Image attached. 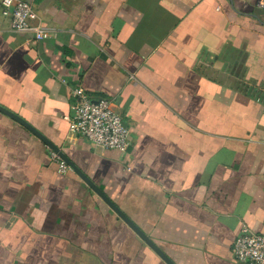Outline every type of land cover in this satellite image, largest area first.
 Here are the masks:
<instances>
[{"label": "crops", "instance_id": "1", "mask_svg": "<svg viewBox=\"0 0 264 264\" xmlns=\"http://www.w3.org/2000/svg\"><path fill=\"white\" fill-rule=\"evenodd\" d=\"M0 14V104L56 144L176 264H239L264 232V0H30ZM108 98L126 152L70 130ZM0 264H167L49 146L0 111Z\"/></svg>", "mask_w": 264, "mask_h": 264}, {"label": "built area", "instance_id": "2", "mask_svg": "<svg viewBox=\"0 0 264 264\" xmlns=\"http://www.w3.org/2000/svg\"><path fill=\"white\" fill-rule=\"evenodd\" d=\"M0 14L10 18L14 30L31 32L37 41L51 36L45 26L36 22L37 14L30 0H0ZM73 96L70 130L86 138L97 149L126 152L129 130L115 111L112 100L99 98L95 101L82 87L74 88ZM50 156L58 163L60 172L72 170L51 148ZM233 257L239 264H264V232L241 226L233 246Z\"/></svg>", "mask_w": 264, "mask_h": 264}, {"label": "water", "instance_id": "3", "mask_svg": "<svg viewBox=\"0 0 264 264\" xmlns=\"http://www.w3.org/2000/svg\"><path fill=\"white\" fill-rule=\"evenodd\" d=\"M97 101V100H95ZM0 111L10 116L11 118L17 120L20 124L27 127L35 135H37L43 142H45L49 148L57 152L60 157L71 166L72 170L85 181L109 206L115 210L123 218V220L157 253L167 264H176L146 233H144L137 224H135L108 196L107 194L96 185L87 174H85L76 164L72 161L69 156L63 152L56 144L51 142L42 132L37 128L32 126L27 120H25L20 115L15 112L7 109L0 104Z\"/></svg>", "mask_w": 264, "mask_h": 264}]
</instances>
